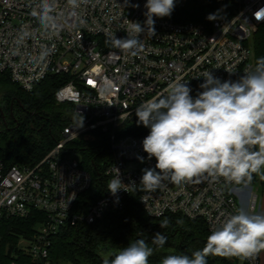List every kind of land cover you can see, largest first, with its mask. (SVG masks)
Here are the masks:
<instances>
[{"label":"built area","instance_id":"obj_1","mask_svg":"<svg viewBox=\"0 0 264 264\" xmlns=\"http://www.w3.org/2000/svg\"><path fill=\"white\" fill-rule=\"evenodd\" d=\"M39 2L0 0V74L25 91L50 75L67 77L55 99L59 104H74L76 120L35 167L7 166L0 157V243L4 218L26 219L40 212L44 220L30 238H20L13 255H28L33 264H52L54 235L124 209L136 190L149 216L203 220L209 234L241 208L256 213L258 196L251 185L223 178L205 176L181 184L165 179L155 190L144 189L142 169L154 168L156 163L142 146L150 130L140 135L124 133L126 124L137 123L135 111L141 103L166 95L170 84L186 83L195 98L203 91L199 86L206 72L225 81L253 70L254 36L264 24V0H240L235 13L223 12L209 25L154 17L156 35L146 30L140 37L143 47L134 54L113 47L110 37H126L129 20L143 25L146 0H79L77 7L68 0H55L54 22L48 27L33 14ZM136 4L139 7H133ZM98 133L108 138L112 151L104 175L109 182L119 170L127 191L121 189L114 196L107 184L88 205L82 197L92 188V177L81 167L80 157L71 156L69 146L81 139L95 140ZM263 252L243 258L242 263L260 264Z\"/></svg>","mask_w":264,"mask_h":264},{"label":"clouds","instance_id":"obj_2","mask_svg":"<svg viewBox=\"0 0 264 264\" xmlns=\"http://www.w3.org/2000/svg\"><path fill=\"white\" fill-rule=\"evenodd\" d=\"M54 2L40 0L33 11L44 27L54 22ZM176 2L146 0L143 25L129 20L128 35H113L111 45L134 54L143 47L140 37L146 30L156 35L154 17H170ZM68 3L77 7L79 0ZM215 18V14L207 17ZM256 18L261 19L258 13ZM203 78L199 86L203 91L195 98L186 83L176 82L169 85L166 95L148 99L136 109L137 123L150 129L142 141L143 150L148 159L156 161L154 168L142 169L140 184L144 189L155 190L165 179L181 184L207 176L239 185L250 184L254 174L264 178V57L257 59L253 70L235 80L221 81L211 71ZM121 189L127 191L118 170L107 190L115 196ZM152 243L163 247L166 237L157 232ZM262 251L264 214H250L241 208L210 231L202 249L191 255H166L160 264H208L210 256L252 259ZM153 252V247L137 239L104 264H150Z\"/></svg>","mask_w":264,"mask_h":264},{"label":"trees","instance_id":"obj_3","mask_svg":"<svg viewBox=\"0 0 264 264\" xmlns=\"http://www.w3.org/2000/svg\"><path fill=\"white\" fill-rule=\"evenodd\" d=\"M240 0H177L171 14L176 22L211 24L209 14L218 18L223 12L235 13ZM215 18V19H216ZM214 19V20H215ZM255 62L264 57V24L254 36ZM65 76L50 75L25 91L4 74H0V88L5 96L0 103V157L7 166L35 167L62 139L65 127L76 120L75 105L59 104L55 93L67 83ZM124 134L140 135L150 129L142 124H126ZM81 155V167L90 173L92 188L82 199L90 205L107 187L106 169L112 162L108 138L98 133L95 140L81 139L69 146ZM260 184L264 178L254 174L248 185ZM245 185V184H242ZM140 191L132 193L124 209L107 213L94 224L65 227L51 239L49 260L52 264H104L105 260L137 239L153 247L150 264H160L169 254H189L202 249L209 231L203 220H190L179 215L161 218L149 216L139 203ZM44 214L33 212L26 219L4 218L1 224L0 264H33L25 254L13 255L20 238H30ZM159 232L166 237L163 247L152 243ZM208 264H247L241 258L210 256Z\"/></svg>","mask_w":264,"mask_h":264},{"label":"rangeland","instance_id":"obj_4","mask_svg":"<svg viewBox=\"0 0 264 264\" xmlns=\"http://www.w3.org/2000/svg\"><path fill=\"white\" fill-rule=\"evenodd\" d=\"M4 96H5V91L4 89L0 88V103H2ZM71 156H78L81 159L80 153L76 150L72 151ZM239 185L242 186V184ZM251 188H252V192L258 196V209L255 214H264V188H262L260 184L251 185ZM242 259L243 258H241L240 261L241 263H242ZM260 264H264L263 259L260 260Z\"/></svg>","mask_w":264,"mask_h":264},{"label":"crops","instance_id":"obj_5","mask_svg":"<svg viewBox=\"0 0 264 264\" xmlns=\"http://www.w3.org/2000/svg\"><path fill=\"white\" fill-rule=\"evenodd\" d=\"M261 259H263L264 260V252L262 253V255H261Z\"/></svg>","mask_w":264,"mask_h":264}]
</instances>
